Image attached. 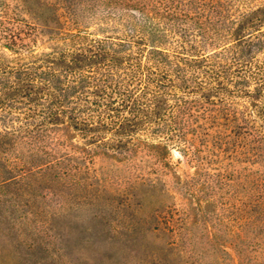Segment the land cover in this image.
<instances>
[{
	"label": "trees",
	"instance_id": "obj_1",
	"mask_svg": "<svg viewBox=\"0 0 264 264\" xmlns=\"http://www.w3.org/2000/svg\"><path fill=\"white\" fill-rule=\"evenodd\" d=\"M29 1L0 0V207L53 212L114 175L185 199L159 227L223 246V209L264 234V0H46L53 24Z\"/></svg>",
	"mask_w": 264,
	"mask_h": 264
},
{
	"label": "rangeland",
	"instance_id": "obj_2",
	"mask_svg": "<svg viewBox=\"0 0 264 264\" xmlns=\"http://www.w3.org/2000/svg\"><path fill=\"white\" fill-rule=\"evenodd\" d=\"M44 2L30 0L27 17L53 24V8L45 7ZM171 160L180 171H192L177 149H172ZM95 166L107 174L121 172L104 160ZM92 186L99 191L81 199L69 198L53 212L37 209L25 217L10 205L1 206L0 264H264L263 232H252L248 226L239 232L223 209L220 216L226 221L222 228L236 232L218 231V239L225 245L217 247L214 240L202 235V222L183 224V230L175 226L176 232L157 225L158 213L170 207L174 221L184 223L182 219L188 217L185 199L175 190L167 194L161 184L135 186L114 175L93 181ZM128 188L133 192H125ZM236 201L232 198L230 202ZM231 243L243 247L244 253Z\"/></svg>",
	"mask_w": 264,
	"mask_h": 264
}]
</instances>
